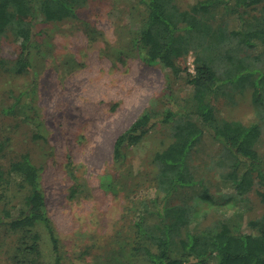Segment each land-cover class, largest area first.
<instances>
[{
    "label": "trees",
    "instance_id": "1",
    "mask_svg": "<svg viewBox=\"0 0 264 264\" xmlns=\"http://www.w3.org/2000/svg\"><path fill=\"white\" fill-rule=\"evenodd\" d=\"M87 1L0 0V39L10 33L20 43L17 58L3 65H12L20 75L31 73L38 19L79 20ZM137 3L141 21L129 33L131 51L174 78H184L190 93L186 99L178 96L170 80L166 91L117 136L113 154L118 163L159 123L169 126L173 141L153 157L154 196L134 200L139 203L134 202L131 244L120 239L119 231L116 256L107 258L112 264H125L122 256L141 257L150 264H264V214L242 224L249 194L256 192L264 202L263 125L221 116L216 106L222 94L251 87L255 112L264 119V0ZM36 91L35 77L2 112L19 114L33 129L34 139L46 142L44 122L33 102ZM205 134L220 150L218 173L226 187L220 195L192 171V150ZM5 147L0 141L1 156ZM41 172L29 153L12 156L7 166L0 164V234L6 235L0 236V247L7 246L9 264H74L67 262L49 216ZM195 185L203 187L195 198L200 208L180 200L182 190ZM15 186L25 195L11 204L8 193Z\"/></svg>",
    "mask_w": 264,
    "mask_h": 264
},
{
    "label": "rangeland",
    "instance_id": "2",
    "mask_svg": "<svg viewBox=\"0 0 264 264\" xmlns=\"http://www.w3.org/2000/svg\"><path fill=\"white\" fill-rule=\"evenodd\" d=\"M138 7L137 0H88L79 20L38 19L33 68L25 75L12 71L10 64L3 65L17 58L19 41L10 33L0 39V141L6 145L0 164L7 166L12 156L29 153L42 167L47 210L68 263L112 264L107 255L116 256L120 239L131 244L137 201L155 193L153 157L173 138L169 126L159 123L126 150L121 163L114 159V142L152 99L166 91L170 80L178 96L189 97L184 78H174L161 65L147 64L131 51L129 37L141 21ZM188 60L193 71V54ZM35 77L33 102L44 122L46 142L34 139L33 129L19 114L2 112ZM187 105L193 108L192 102ZM216 106L221 116L258 120L264 132V119L255 112L251 87L222 94ZM215 143L205 134L190 159L194 175L205 179L212 193L220 195L226 187L219 177L220 150ZM202 191L198 185L187 187L180 200L200 208L195 198ZM24 195L25 190L16 186L8 193L11 204ZM249 198L243 227L248 218L264 214V202L256 192ZM3 207L0 202V210ZM6 249V245L0 247V264H9ZM119 259L125 264H150L141 257Z\"/></svg>",
    "mask_w": 264,
    "mask_h": 264
}]
</instances>
